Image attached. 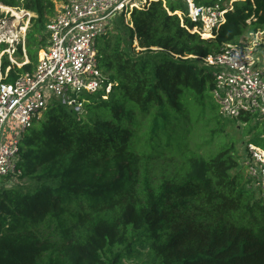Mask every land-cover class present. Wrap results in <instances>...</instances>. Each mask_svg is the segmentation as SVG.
<instances>
[{
    "label": "trees",
    "instance_id": "obj_1",
    "mask_svg": "<svg viewBox=\"0 0 264 264\" xmlns=\"http://www.w3.org/2000/svg\"><path fill=\"white\" fill-rule=\"evenodd\" d=\"M217 1L225 18L210 37L191 31L185 0L113 19L97 41L110 92L83 93L80 114L49 106L19 141L18 172L0 186V264H264V198L202 60L264 28V0H194ZM0 4L33 13L26 63H12L0 41L12 82L34 68L55 9L53 0Z\"/></svg>",
    "mask_w": 264,
    "mask_h": 264
},
{
    "label": "built area",
    "instance_id": "obj_2",
    "mask_svg": "<svg viewBox=\"0 0 264 264\" xmlns=\"http://www.w3.org/2000/svg\"><path fill=\"white\" fill-rule=\"evenodd\" d=\"M154 1L158 0L63 1L46 23L47 42L34 68L18 74L12 82H5V74L0 71V177L18 172L20 139L11 137L8 141L6 126L25 131L55 103L80 114L86 101L83 93L107 95L112 83L98 65L97 41L112 30L115 17L122 16L128 23L134 9L148 7ZM185 1V15L196 23L191 31L213 36L224 21L226 5L219 1L209 5ZM202 60L211 69V95L220 113L233 119L256 117L264 139V31L249 32L237 43H225ZM242 152L245 174L264 198V147L248 142Z\"/></svg>",
    "mask_w": 264,
    "mask_h": 264
},
{
    "label": "rangeland",
    "instance_id": "obj_3",
    "mask_svg": "<svg viewBox=\"0 0 264 264\" xmlns=\"http://www.w3.org/2000/svg\"><path fill=\"white\" fill-rule=\"evenodd\" d=\"M62 2L63 0H53L55 12L59 8V5L62 4ZM13 9L21 13L20 19L16 23H15L16 17L13 16L11 12H7L0 8V13L3 14L2 18L0 19V41L5 42L7 45L4 51H6L8 59L12 62H15L17 66H20V63L28 61L23 44H24L25 32L29 26V19L31 16H33V13L29 11H25L23 9H17V8H13ZM21 11H23V13ZM129 18H127L128 21ZM261 30L264 31V28ZM192 31L194 30L192 29ZM209 36H210L209 33L208 35L207 34L202 35V37H209ZM18 43H21L22 46L23 55L21 58L15 56ZM42 116L43 113L39 117ZM37 121L38 120H36L35 123ZM225 123L227 125L226 126L227 132L229 133L230 136L235 138L237 153L240 154L238 157L239 161H242L243 156L245 155V153H243L242 150L246 143L251 142L259 147H264V139L261 138V136L263 135V131H262L263 129L260 122L256 119V117L250 119V121H248L245 124L239 119L226 117ZM29 129L25 131H20L15 125H8L5 128V135H7L8 141L10 140L11 137H17L19 139H22L28 133ZM6 179L7 178L0 177V186L5 185L6 183L7 184L11 183L9 180ZM123 264H133V262L124 260Z\"/></svg>",
    "mask_w": 264,
    "mask_h": 264
},
{
    "label": "bare ground",
    "instance_id": "obj_4",
    "mask_svg": "<svg viewBox=\"0 0 264 264\" xmlns=\"http://www.w3.org/2000/svg\"><path fill=\"white\" fill-rule=\"evenodd\" d=\"M0 8L7 11V12H11L12 15L16 17L15 23L20 19L21 13L17 12L15 9L4 6V5H0ZM21 12L23 13V11H21ZM24 13H25V11H24Z\"/></svg>",
    "mask_w": 264,
    "mask_h": 264
},
{
    "label": "water",
    "instance_id": "obj_5",
    "mask_svg": "<svg viewBox=\"0 0 264 264\" xmlns=\"http://www.w3.org/2000/svg\"><path fill=\"white\" fill-rule=\"evenodd\" d=\"M0 5H3V4H0ZM5 6V5H4ZM8 7V6H7Z\"/></svg>",
    "mask_w": 264,
    "mask_h": 264
},
{
    "label": "crops",
    "instance_id": "obj_6",
    "mask_svg": "<svg viewBox=\"0 0 264 264\" xmlns=\"http://www.w3.org/2000/svg\"><path fill=\"white\" fill-rule=\"evenodd\" d=\"M11 139V138H10Z\"/></svg>",
    "mask_w": 264,
    "mask_h": 264
}]
</instances>
